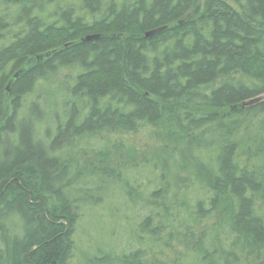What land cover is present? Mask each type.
<instances>
[{"label":"trees","instance_id":"1","mask_svg":"<svg viewBox=\"0 0 264 264\" xmlns=\"http://www.w3.org/2000/svg\"><path fill=\"white\" fill-rule=\"evenodd\" d=\"M0 6V264H74L71 160L58 154L101 133L158 142L151 127L170 148L167 156L159 147L161 176L146 195L150 211L136 225L152 248L121 262L156 261L151 252L179 236L180 261L188 264L264 257V0ZM62 69L71 73L69 98L53 117L52 134L39 136L42 108L30 101L19 117L23 99ZM114 139L103 140L100 162L109 144H124ZM165 174L172 179L164 183ZM173 182L184 185L181 196ZM186 183L203 193L190 207Z\"/></svg>","mask_w":264,"mask_h":264},{"label":"rangeland","instance_id":"2","mask_svg":"<svg viewBox=\"0 0 264 264\" xmlns=\"http://www.w3.org/2000/svg\"><path fill=\"white\" fill-rule=\"evenodd\" d=\"M68 75L71 76L69 69H62L54 79L36 87L35 94L28 100L23 99L19 117L26 116L30 101L42 108L41 125L35 122L39 136H43L45 131L52 134L55 126L53 117L62 115L61 102L64 97L69 98L67 88L72 83ZM151 128H154L155 136L159 134L158 142L148 139L145 134L101 133L81 137L58 154L62 159L71 160L67 188L71 200L76 203L78 216L73 234L74 264H124L120 260L122 255L136 249L152 248L149 238H139L136 225L150 211L152 201L147 200L146 195L158 186L156 184L161 176L155 166L158 163L156 157H159V147L167 156L170 148L162 139L159 127ZM119 136L122 137L124 146L109 144L105 157L100 162L97 150L102 146L103 140L109 137L112 143ZM248 146L247 144L246 147ZM130 150L132 152H128ZM178 176L184 178L186 174L181 172ZM165 178L170 180L172 176L165 174L162 179L164 183ZM183 186L174 182L171 184V188L180 196L184 191ZM192 186L187 183L185 185L189 207L192 200L203 194L201 189H193ZM129 190L131 192L127 194ZM178 239V243H171L164 251L153 250L152 260L156 261H142V264H172L174 260L188 264L191 260L180 261L185 247L180 245V236ZM175 249H180V252L174 254ZM247 260L249 264H264V257H254L253 253H250ZM242 261L243 257L238 255L235 263L243 264Z\"/></svg>","mask_w":264,"mask_h":264}]
</instances>
